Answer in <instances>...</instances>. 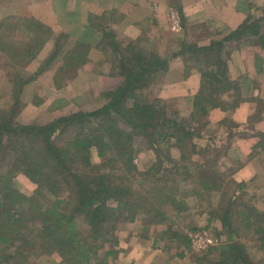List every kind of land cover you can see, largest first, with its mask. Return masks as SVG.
I'll return each instance as SVG.
<instances>
[{
    "label": "trees",
    "instance_id": "1",
    "mask_svg": "<svg viewBox=\"0 0 264 264\" xmlns=\"http://www.w3.org/2000/svg\"><path fill=\"white\" fill-rule=\"evenodd\" d=\"M179 13L183 24L184 16L180 10ZM3 21L0 49H5L17 62L23 57L38 58L41 62L40 70L27 83L34 80L36 87H41L38 76L60 57L62 66L54 83L57 90H62L68 86L66 74L76 80L91 62L92 45L86 40L72 43L69 36L55 35L40 21L31 20L22 26L26 28V42L15 34L20 32L18 22ZM114 21L111 18L110 23ZM89 23L102 33L97 45L102 64L109 67L112 76L124 81L101 94L105 102L98 109L79 111L46 125H21L17 117L25 107L20 89L26 83L22 81L9 109L0 112V165L9 163L4 173L0 171V264H30V259L41 253L57 254L61 259L57 264H116L121 252L117 249L116 234L120 219L133 223L142 216V230L147 235L153 226H161L168 219L167 207L177 216L190 209L187 193L193 192L201 199L205 195L210 202L216 190H221L222 199L216 208L209 203V223H220L218 236L226 239L220 247L210 249L195 261L264 264V212L244 198H228L224 190L223 178L233 173L238 161L222 173L213 166V171H208L209 166L195 160L201 156L202 161L211 162L208 151L218 139L216 130L228 128L226 119L213 131L211 111L221 109L229 113L242 102L237 84L229 77V42H251L264 50V13L258 19L250 14L223 40L208 45L184 41L172 57L183 58L186 77L193 71L200 73L201 86L194 96L172 100L157 97L152 101L146 97L153 82L169 70V59L157 52L146 55L141 38L122 43L103 16H90ZM50 42L52 46H47ZM65 46L70 50L63 53ZM36 89V104L42 105L47 98L42 88ZM228 136L233 137L231 133ZM136 137L155 154V161L143 170L135 164ZM259 137L256 153L264 151V134ZM230 146L231 143L212 158L214 163L229 157ZM173 150L180 151L179 160L171 156ZM94 153L99 162H94ZM181 162L184 164L180 165ZM190 181L191 191L183 192L185 198L179 200V186ZM17 182L32 194H25L16 186ZM111 203H116V207ZM77 218L83 219L88 233L80 235ZM251 231L257 236L255 246L263 254L258 261L241 240L242 235ZM168 236V231H162L155 242ZM172 239L190 249L187 236ZM214 255L218 258L211 259Z\"/></svg>",
    "mask_w": 264,
    "mask_h": 264
},
{
    "label": "crops",
    "instance_id": "2",
    "mask_svg": "<svg viewBox=\"0 0 264 264\" xmlns=\"http://www.w3.org/2000/svg\"><path fill=\"white\" fill-rule=\"evenodd\" d=\"M10 2L8 13L2 10V5L0 6V22L3 20L6 22V19L12 16L20 17V20H17L21 27L19 31L23 32L26 28L22 26L27 25L29 21H40L51 28L55 35L69 36L72 43L86 40L92 45L91 62L75 82L83 83L94 77L99 83L110 85L109 88L115 85H112V81L120 80L96 71L101 66L104 68L106 64H102L103 58L97 50L102 33L90 25V16L110 15L109 23L112 17L116 21L109 26L119 41L124 37L129 41L141 38L149 42L147 47L156 50L161 56H166L178 53L184 41L208 45L212 41L223 40L236 31L250 14L258 19L264 13L262 11L264 0H10ZM171 9L176 10L179 15L180 10L184 16L180 32H175L171 28L169 19ZM6 13L7 15H4ZM52 44L53 42H50L47 46ZM226 50L229 53V77L237 84L238 95L242 100L232 122L235 124L234 131H230L233 137L228 150L229 159L226 162L229 167L232 166V162L250 160V156L259 145V135L264 134V50L246 41L229 42ZM174 60L163 79L161 78L165 81V86L159 91L158 98L172 100L196 95L201 86L200 73L193 71L189 77H185V62L180 57ZM1 61L0 54V64ZM71 86L68 84L67 87ZM65 88L59 90L58 94L62 96ZM226 117L227 113L221 109H214L209 115L212 124L221 123ZM225 130L224 135L228 136L229 130L228 132ZM260 153L264 160V151ZM256 161L255 159L253 162ZM224 171L223 167L222 172ZM262 173L264 175V171H261L258 176ZM128 253L129 251L126 255Z\"/></svg>",
    "mask_w": 264,
    "mask_h": 264
},
{
    "label": "rangeland",
    "instance_id": "3",
    "mask_svg": "<svg viewBox=\"0 0 264 264\" xmlns=\"http://www.w3.org/2000/svg\"><path fill=\"white\" fill-rule=\"evenodd\" d=\"M1 5L3 6L2 10H4V12L5 10L7 11V13L10 12V0H0V6ZM7 13L4 15H7ZM103 17H105L107 20H110V15L109 17ZM11 18L12 19L6 22L14 23L18 22V19L20 20V17L12 16ZM19 28L21 27L19 26ZM15 34L20 40L26 39L23 32H15ZM124 38L121 39L122 43L128 41ZM27 41L28 39H26V42ZM148 43L149 42H147L146 40L144 41L146 47V55H152L157 52L151 47H147V45H149ZM5 47L7 48L8 45H6ZM8 50L10 49L8 48ZM68 50L70 49L65 46L63 47L62 52L66 53ZM0 54L2 56V63L0 64V112L7 111L9 109L11 98L21 87L20 83L22 81L26 83L20 89L21 103L25 104V107L21 109L17 117V122L21 125H46L60 117L68 116L79 111H92L98 109L105 102L101 94L118 87L124 81L123 78L120 77V83L117 81H112V85H115L113 88H109L110 85H107L104 82L99 83L98 80L94 79V77H90L83 83L77 84L78 81L75 82L74 78H69V76H71L70 74H66L68 76L66 77L67 84H70L72 86H66L67 88H65L61 96L60 94H58L59 90L56 89L54 83V78L56 77V74L58 73V71H60L59 69L62 66V60L60 57L58 61H54L50 67L45 69L43 73L38 76L41 87H36V82L34 80L27 83V79L31 78L40 70L41 62L38 60V58L29 60L26 57H23V60L17 62L16 59L12 58L10 55H7L5 49H0ZM157 54L160 55L158 52ZM173 55L175 54H166V56L160 55L162 58L169 59V68L171 62L175 61L174 57H172ZM98 70L99 72L108 75V77L117 78L111 75L110 69L106 65L104 66V68L101 66L96 71ZM164 74H161L153 82L152 86L147 90L146 97L149 100L153 101L155 98H157L159 91L164 88L165 81H162V77L164 76ZM36 88H42V91L44 93L43 96H46L47 98L46 101L44 100L42 105L36 104L34 98L35 92L37 90ZM229 100L232 101V99ZM173 106L177 107L179 105L177 103H173ZM53 108H56V110L53 111ZM256 108H259V106H256ZM235 115L236 110H232L227 113L226 119L228 121L226 124L228 128L226 129L227 132L229 130V133L230 131H234V125L232 122H234ZM213 124V131L219 129V123ZM216 131L218 139L211 144V146L213 147H211V149H209L208 151L210 156H212L211 162L202 161L201 156L196 157L195 160L199 164L203 162L207 166H209L207 169L208 171H213V168L211 167L213 166L214 168H217L222 172L223 167L225 168V171L231 167H228V163H226L229 157H222L216 163H214V159L212 158H215L217 154H221L224 149L230 143H232V138L224 135V131H226L225 129H223V131ZM141 141V139H138V137H136L135 148L137 151V157L135 159V164L141 170H143L151 161H155V154L150 151L147 146L142 145ZM203 143L207 144L205 142ZM260 152L256 153L253 158L246 162H238L234 166L232 165L233 167H236V169L233 170V173L229 177L223 179H225L224 190L228 193V198H231L232 196H235L237 198H244L246 203H248L249 205H254L259 211L264 212V175L262 173L261 176H258L261 171H264V160L262 159V154ZM93 156L94 162H99V159L97 158L95 153L93 154ZM171 156L179 160L181 153L179 150H173ZM255 159L257 161L253 162ZM224 162L225 164H223ZM183 164V162L180 163V165ZM8 166L9 163L4 162L0 165V171L4 173L8 169ZM231 181H234L235 183H232ZM192 184V181H190L189 183H187V185H184L182 183L179 186V200H184L185 196L183 192L191 191V188L193 186ZM16 186H18L25 194H32V191L23 183L21 184L17 182ZM211 195L212 196L210 202L212 203V207L216 208L220 206L219 204L222 199L221 190H216ZM62 198L63 200H66L65 196H62ZM236 201L238 200L236 199ZM186 202L189 204L190 209L184 213L179 214L178 216L170 206H166L168 219L161 226H153L149 230V233H147V235H150L148 238H145L147 237V235L144 234L142 230V216L137 217L136 221L133 223H131L130 221L126 223V221L120 219L119 223L117 224L116 234L119 237V245L117 246V249H121V252L118 255L116 264H198L195 261L196 257L207 255L210 249L220 247L225 242L226 238L225 236H218L217 229H220V223H218L217 221H214V223H209V213L212 210V207L209 204V198L205 195H203V199H201L200 197L197 198V196H195V194H193L192 192V194L187 193ZM111 206L116 207V203H111ZM170 222L172 223L170 224ZM77 223L79 224L80 235L82 233H88L89 228L83 223L82 218H77ZM162 231H168L169 236L166 239L155 242L157 235H160V232ZM203 234H207L210 238L215 239L217 241V244L213 247L205 248L202 251H197L193 247L192 241L195 239V236ZM174 236L175 239H177V237L179 238L180 236H187L190 240V249L188 250L185 247L181 246L178 242L174 241V239H172V237ZM256 237L257 236L254 235L253 231H251L250 233H245L244 235H242L241 240L247 245L251 257L255 261H258L263 258V254L255 246ZM108 248L109 244H106L105 249ZM128 251L129 253L126 255V252ZM181 254L183 257H181ZM210 258L217 259L218 255L211 256ZM60 260L61 259L57 254L50 256L41 253L38 257L31 258L30 264H57ZM110 261L111 263H113L112 259H110Z\"/></svg>",
    "mask_w": 264,
    "mask_h": 264
},
{
    "label": "built area",
    "instance_id": "4",
    "mask_svg": "<svg viewBox=\"0 0 264 264\" xmlns=\"http://www.w3.org/2000/svg\"><path fill=\"white\" fill-rule=\"evenodd\" d=\"M170 25L173 31L180 32L182 29L181 18L178 12L174 9L170 11ZM193 247L197 251H202L205 248L213 247L217 244L215 239L210 238L207 234L197 235L192 241Z\"/></svg>",
    "mask_w": 264,
    "mask_h": 264
}]
</instances>
